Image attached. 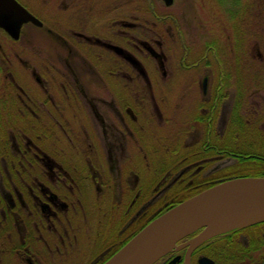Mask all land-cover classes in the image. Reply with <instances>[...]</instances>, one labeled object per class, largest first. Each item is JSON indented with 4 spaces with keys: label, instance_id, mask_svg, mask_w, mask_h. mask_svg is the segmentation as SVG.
I'll return each instance as SVG.
<instances>
[{
    "label": "flooded vegetation",
    "instance_id": "1",
    "mask_svg": "<svg viewBox=\"0 0 264 264\" xmlns=\"http://www.w3.org/2000/svg\"><path fill=\"white\" fill-rule=\"evenodd\" d=\"M16 1L41 24L24 22L17 40L0 29L17 47L0 64V264H102L165 209L219 182L264 176V82L237 87L243 73L225 71L213 42L192 58L179 25L151 23V0H35L51 10L48 23L30 0ZM155 25L176 27L184 51L179 115H167L171 88L155 87L169 82L161 42L142 33ZM133 49L163 67L160 78ZM263 224L209 238L191 264L263 262ZM185 251L159 261L184 264Z\"/></svg>",
    "mask_w": 264,
    "mask_h": 264
},
{
    "label": "rangeland",
    "instance_id": "2",
    "mask_svg": "<svg viewBox=\"0 0 264 264\" xmlns=\"http://www.w3.org/2000/svg\"><path fill=\"white\" fill-rule=\"evenodd\" d=\"M21 1L27 5V1ZM151 1V23L154 22L157 26L163 24L179 25L180 31L184 36L183 40L189 47L188 55L192 56V58L198 59L203 57L209 42H213L215 44L214 49L216 50L215 53L217 58L222 61L221 63L225 71H238V74H240V72L243 73L242 82L244 85L238 83L237 87L243 86L245 88L248 84L253 83V85H256V82H264V0H174L170 7H163L158 0ZM28 3L27 7L36 16L40 17L45 23L49 22L51 17L50 9H41L37 6L35 0H30ZM46 6L47 5H45V7ZM156 15L158 17H163L161 20H158ZM164 15H167V17H164ZM156 25L155 27H150L149 31L145 30L142 33H145L151 40L153 39L161 42L154 47L156 51H161L163 55L166 56L164 69L169 73L166 79L167 81L169 80V82L167 85L163 83V85L155 86V81L153 80L152 86L157 88H171L166 100L171 110L167 109L169 110L167 111V115L171 113L179 115L181 110L175 112L174 108L177 103L176 94H178L179 89L184 86L182 81L188 73L178 71L177 63L182 54H184V51H182L181 45L177 44L178 35L176 34V27H156ZM36 29L41 31V28L39 29L36 27ZM59 29L63 28L60 27ZM29 30L30 27L22 28V35L20 36L21 42L28 38V34L30 33ZM17 39L18 38H14V40ZM32 39L43 41L47 38L37 34ZM7 41H10V39L0 31V64L3 61V56H7V54L9 55V61L10 58L13 61L15 53L17 52V47H14L15 45L10 46ZM119 42L121 43V40ZM4 49H10V52L3 54L2 51H4ZM131 51L137 61L145 67V71L150 75L153 74L152 77L154 78L161 77L163 67L160 68L157 66L158 62L148 56L149 53L140 52L137 49ZM243 59H245L244 62L246 63L242 65L241 68ZM2 73L3 72L0 73L1 76H4V73ZM171 73L173 74L171 75ZM259 77L260 81H257ZM235 79L236 77H233L231 81L232 87H235L237 84ZM172 131L173 129L170 128L168 130V135L173 133ZM166 142L169 146L173 144L170 143V139ZM216 163L220 164V162ZM261 226L259 237L264 235V224ZM243 234L251 235L252 232L245 231ZM262 253L263 256H261L262 258L260 260L263 262L261 263H259L258 256L253 255L248 262L242 260L236 264H264V250ZM160 261H157V264H162Z\"/></svg>",
    "mask_w": 264,
    "mask_h": 264
},
{
    "label": "water",
    "instance_id": "3",
    "mask_svg": "<svg viewBox=\"0 0 264 264\" xmlns=\"http://www.w3.org/2000/svg\"><path fill=\"white\" fill-rule=\"evenodd\" d=\"M165 4L171 0H163ZM41 22L15 0H0V29L18 38L24 22ZM118 52L122 49L113 46ZM153 55H158L155 51ZM152 55V56H153ZM264 222V176L235 177L206 188L164 210L137 231L102 264H155L177 243L187 239L184 264H191L193 249L225 232ZM175 256L170 263L176 262ZM199 264H212L207 257Z\"/></svg>",
    "mask_w": 264,
    "mask_h": 264
},
{
    "label": "trees",
    "instance_id": "4",
    "mask_svg": "<svg viewBox=\"0 0 264 264\" xmlns=\"http://www.w3.org/2000/svg\"><path fill=\"white\" fill-rule=\"evenodd\" d=\"M157 264V263H156ZM162 264H168V262H163ZM174 264H179L178 261Z\"/></svg>",
    "mask_w": 264,
    "mask_h": 264
},
{
    "label": "bare ground",
    "instance_id": "5",
    "mask_svg": "<svg viewBox=\"0 0 264 264\" xmlns=\"http://www.w3.org/2000/svg\"><path fill=\"white\" fill-rule=\"evenodd\" d=\"M177 246H178V244H177Z\"/></svg>",
    "mask_w": 264,
    "mask_h": 264
}]
</instances>
